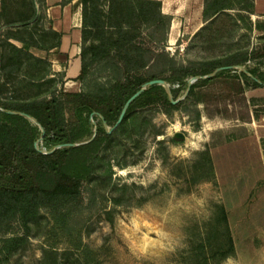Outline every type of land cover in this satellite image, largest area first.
I'll return each instance as SVG.
<instances>
[{"label": "rangeland", "instance_id": "1", "mask_svg": "<svg viewBox=\"0 0 264 264\" xmlns=\"http://www.w3.org/2000/svg\"><path fill=\"white\" fill-rule=\"evenodd\" d=\"M35 3L37 16L26 28L20 21L30 12V0H0V35L6 28H20L24 36L32 34L40 44L53 40L45 35L47 19L38 18L41 3ZM199 5L200 0L188 3L184 32L168 42L171 55L186 63L222 55L237 47L255 48L262 53L255 62L264 70V29L259 27L264 25V17L228 10L204 27L206 23L197 11ZM7 22L13 23L6 26ZM11 42L21 46L18 41ZM31 50L48 60L53 74L57 49ZM253 66L250 61L243 69L217 71L215 74L221 72L220 75L196 88L198 100H185L187 89L173 99L197 104L201 111L198 127L180 109L169 110L160 103L139 111L136 125L120 133L109 150L111 182L101 167L91 186L105 197L102 205L107 210L112 207L108 198L113 194V183L142 187L128 190L131 204L114 209L113 223L99 211L83 227V242L103 264H264V86L252 84L251 79L256 78L249 70ZM39 69L33 67L28 72L38 74ZM101 69L99 66L81 81L77 91L86 89L88 84L105 82L99 77ZM64 83L65 91L76 90L74 85L65 87ZM25 84L18 91L26 96L61 88L58 77L53 82L45 81L42 87L37 86L38 82ZM164 87L172 98L171 85L166 83ZM177 133L184 137L176 136ZM160 140L163 144H159ZM205 152L213 164L211 174L202 154ZM118 161L126 165L119 166ZM86 200L84 184L83 202ZM221 207L228 213L235 244L233 255L224 260L218 255L226 242V225L218 215ZM52 224L43 211L33 226L29 243L8 264H40L43 247L67 248L68 240L52 231ZM13 231L20 232V226L15 224Z\"/></svg>", "mask_w": 264, "mask_h": 264}, {"label": "trees", "instance_id": "2", "mask_svg": "<svg viewBox=\"0 0 264 264\" xmlns=\"http://www.w3.org/2000/svg\"><path fill=\"white\" fill-rule=\"evenodd\" d=\"M69 1L62 0L61 4ZM39 2L42 8L38 18L47 19L49 25L45 35L53 40L40 44L31 33L24 36L20 28H6L0 35V234L3 235L0 264H8L29 243L33 226L43 211L53 223L52 231L66 238L69 246L64 250L53 245L43 247L40 264H103L94 250L83 242V227L99 211L113 223L114 209L131 204V197L126 195L128 190L142 187L135 183H113V194L108 198L112 207L107 210L102 205L105 197L91 186L101 167L105 168L109 181L112 179L109 150L120 133L136 125L139 111L160 103L169 110L180 109L198 127L201 111L196 103H172V99H177L180 92L187 89L188 79L212 74L221 67L245 66L251 61L254 66L249 73L256 78L251 79L252 84L264 86V70L255 62L262 53L255 48L237 47L222 55L183 63L167 50L172 16L163 12L162 1L80 0L82 44L78 79L86 80L102 66L99 77L105 78V82L88 84L81 91H65L62 87L65 72L52 74L48 60L31 50L50 51L61 45L62 34L53 28L45 0ZM228 10L253 14L254 0H203L204 27ZM29 11L20 21L26 28L37 16L35 0H30ZM1 17L0 11V23ZM12 23L7 22L6 26ZM259 27L264 29V25ZM12 40L20 42L21 46ZM33 67H40L38 74L28 72ZM220 73L193 82L185 100L192 97L198 100L196 88ZM55 77L61 82L59 89L27 96L18 91L23 83L29 86L38 82L37 86L42 87L45 81H55ZM154 79L170 84L173 97L163 85L148 86L130 104L123 121L109 133L103 122L112 127L126 101ZM175 84L178 87H174ZM68 143L79 145L62 146L51 153L41 151ZM202 154L207 169L213 173L210 156L206 152ZM117 165L126 164L118 161ZM84 184L86 202H83ZM218 215L219 221L226 225V242L218 251L219 259L224 260L233 255L235 244L226 209L221 207ZM15 224L20 226V232L13 231Z\"/></svg>", "mask_w": 264, "mask_h": 264}, {"label": "crops", "instance_id": "3", "mask_svg": "<svg viewBox=\"0 0 264 264\" xmlns=\"http://www.w3.org/2000/svg\"><path fill=\"white\" fill-rule=\"evenodd\" d=\"M160 1H162L163 12L172 16L168 40L170 42L179 37L182 31L184 32L187 24L186 19L189 17L188 3L192 0ZM61 2L62 0H45L47 15L52 20V26L62 34L61 45L57 49L56 55L59 58L57 57L55 60L53 70L65 72L64 86L74 85L73 87L76 89L74 91H77L81 84L78 76L81 71L82 5L79 0H70L67 4H61ZM202 10L203 0H200V5L197 8L199 17L202 16ZM254 14L264 17V0H254ZM175 23L176 30L173 33Z\"/></svg>", "mask_w": 264, "mask_h": 264}, {"label": "water", "instance_id": "4", "mask_svg": "<svg viewBox=\"0 0 264 264\" xmlns=\"http://www.w3.org/2000/svg\"><path fill=\"white\" fill-rule=\"evenodd\" d=\"M228 68H240V69H243V66H227V67H221V68H218V69H217L214 73H212V74H209V75H206V76H196V77H193L192 80L189 81V85H188V88H187L186 96H187V94H188V92H189V89H190V87H191V84H192L194 81H196L197 79H206V78L212 77V76L215 75V73H216L217 71H219V70H223V69H228ZM151 85H163V86H166V81L163 80V79H154V80H151V81L147 82L146 84H144V85L142 86L141 89H139L137 92H135V93H134V94H133V95H132L127 101H126V103H125V105H124V107H123V109H122V111H121V113H120V116H119L117 122H116L112 127H109L105 121L103 122L105 128L107 129V131H108L109 133L112 132L115 128H117L118 125L123 121V118H124V116H125V114H126L128 108H129L130 104H131V103H132V102H133L138 96H140V95H141V94L147 89L148 86H151ZM178 101H179V100H173V99H172V103H174V104L177 103ZM11 113H15V112H11ZM20 114H22V113H20ZM92 115H93V114H92ZM93 123L95 124V121H93ZM94 136H95V134H94ZM176 136H180V137L183 138V137H184V134H183V133H177ZM37 143H38V142H36V145H37ZM77 145H79V144H77V143H68V144H64V145H57V146H55V147H54L52 150H50V151H46V150H44V149H42L41 151H42V152H45V153H51V152H53L55 149L60 148V147H62V146H77Z\"/></svg>", "mask_w": 264, "mask_h": 264}, {"label": "bare ground", "instance_id": "5", "mask_svg": "<svg viewBox=\"0 0 264 264\" xmlns=\"http://www.w3.org/2000/svg\"><path fill=\"white\" fill-rule=\"evenodd\" d=\"M180 8H182V7H180ZM175 30H176V23L174 24V26H173V33L175 32ZM196 30V29H195ZM171 38V37H170ZM173 40V39H172Z\"/></svg>", "mask_w": 264, "mask_h": 264}]
</instances>
